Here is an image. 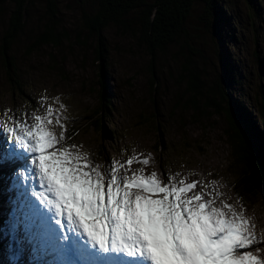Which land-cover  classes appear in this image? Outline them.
I'll return each instance as SVG.
<instances>
[{
    "label": "rangeland",
    "instance_id": "374dc122",
    "mask_svg": "<svg viewBox=\"0 0 264 264\" xmlns=\"http://www.w3.org/2000/svg\"><path fill=\"white\" fill-rule=\"evenodd\" d=\"M42 1L27 0L24 3L22 25L10 52L12 59L7 58L4 62L0 55V121L6 119V109L8 115L15 114L23 119V113L30 117L37 108L44 111L47 104L41 105L43 97L49 103L59 97V103L67 109L63 115L67 117L68 134L72 136L69 143L82 145V151L88 152L94 163L107 167L112 160H127L133 154L141 158L150 156L146 174L156 171L166 177L169 173L179 172L181 176H188L189 181L215 179L226 184L227 188L219 190L238 210L242 203L254 233L264 241L263 198H242L243 201L238 202L234 193V187L244 181L247 171L241 164L236 165L231 155L229 138L233 130L226 104L218 99L216 108L205 107L213 98L211 90L220 80V56L224 55L248 77L247 81L244 79V92L240 89L242 86H233L230 96L238 98V103L243 101L254 107L248 108V112L244 105L237 104L249 116L246 119L252 127L259 126L260 134L253 140L264 146V123L255 112L261 101V91L264 92V13L257 14L254 25L250 26L247 0H224L221 6L227 12H219L221 15L226 13L219 20L223 18L231 30L230 37L223 41V48L205 26L192 31V38L198 37L200 43L202 65L206 62L204 66L197 63L198 70L206 69L207 73L201 83L204 88L199 85L202 94L198 93L194 100L193 92L189 90L193 66L185 63L182 45L172 46L162 53L159 48L149 52L139 41L140 34L126 35L110 26L103 32L106 59H98V38L85 26L84 16L92 11L90 1L54 0L58 7L55 17L48 13L47 3ZM253 1L255 8H264V0ZM15 8L13 0H0V47ZM48 26L54 28L59 42L36 45V39ZM8 62L16 65L15 76L23 84L17 88L24 96L9 80L11 75L5 68ZM103 64L108 69L101 78L99 67ZM101 81L110 87L114 110L111 115L108 112L100 115L101 128L98 129L94 117L102 103ZM53 107L58 108L59 104L53 103ZM28 122L31 123V119ZM0 134V185L3 183L0 214L10 216V220L15 204L14 198L8 195L6 170L17 158L7 149L9 139L2 132ZM20 164L22 166L16 165L10 173L13 181L15 171L18 172L25 161L20 160ZM139 167L138 163L132 165L133 169ZM190 172L196 175H188ZM4 218L0 216V223ZM255 247L262 249L258 256L264 258V243ZM25 258H29L28 255Z\"/></svg>",
    "mask_w": 264,
    "mask_h": 264
},
{
    "label": "snow or ice",
    "instance_id": "6c2138e0",
    "mask_svg": "<svg viewBox=\"0 0 264 264\" xmlns=\"http://www.w3.org/2000/svg\"><path fill=\"white\" fill-rule=\"evenodd\" d=\"M40 103L44 111L19 119L6 109L0 121L7 149L25 161L14 175L9 231L32 264H264L262 249L253 247L264 241L242 203L238 210L227 202L219 190L226 184L146 174L150 156L96 164L69 143L59 97Z\"/></svg>",
    "mask_w": 264,
    "mask_h": 264
},
{
    "label": "trees",
    "instance_id": "16d2710c",
    "mask_svg": "<svg viewBox=\"0 0 264 264\" xmlns=\"http://www.w3.org/2000/svg\"><path fill=\"white\" fill-rule=\"evenodd\" d=\"M26 1L27 0H13L16 8L10 17V28L9 30H6L7 32L4 36L2 46L0 47V55L3 56L4 62L7 58L12 59L10 52L15 45L14 43L16 41V34L19 27L22 25L24 12L23 7ZM44 1L48 5V13L55 17V13L58 10L57 3L54 0ZM89 1L92 5V11L90 14L84 16L85 26L98 38V59H106L107 49L104 44L105 37L103 32L110 26L116 27V29L121 30L126 35L127 33L140 34L139 41L142 45H145L149 52L159 48L162 53L167 51L172 46L182 45V50L185 53V63L193 66L190 72L193 75V79L189 90L193 92L194 100L198 93L202 94V88H204V86L201 83L204 81L207 73L206 69L199 72L197 63L200 66H204L206 65V62L202 65V55L200 54L198 48L200 47V43L197 40L198 37L192 38L191 33L193 30L197 31L195 30L196 28L199 29L202 26H205L206 31L209 32L212 37H214V40L218 42L219 46L223 48L225 39L230 37L229 32L231 30L230 26V28L226 26V22L223 18L219 20V17H222L223 15H221V13L225 11L221 6V3L224 0ZM247 2L250 8L248 18L251 22L250 26H253L254 17L257 14H262V12L264 13V8H260V10L258 6L255 8L256 4H254L253 0H247ZM229 3L233 5L232 1H229ZM224 15H226V13H224ZM54 31L55 30L52 26H48L45 33L36 39V45L41 43L57 44L59 40ZM232 39L236 40V38ZM221 54L223 53L221 52ZM220 64L222 66L220 80L217 82V87L211 90L213 91L211 93L213 94V98H210L206 102L205 107L213 106L216 108L218 106L216 100L218 99L226 104V113L233 130V134L231 138H229V144L232 152L231 155L236 165L241 164L245 167L247 172L244 173V175H247L246 178L249 179V181H247L245 178L242 183L237 184L234 187L236 197L241 198L240 201H243L242 198H253L256 196H260L259 198H261L264 197V146L256 144L253 140V138L260 134L258 131L259 126L255 125V128L252 127L251 123L248 119H246V116L247 118H249V116L246 115L247 113L244 114V109L242 107H238L237 104H239V106L244 105L247 110L248 108L252 110L254 107L246 105L243 101L238 103L236 102L238 98L235 99L230 96V90H233V86H242L240 89L244 92V79L247 81L248 77L245 76L243 70H241L239 66L234 65L232 60L229 61L224 55H222V57L220 56ZM6 65L5 68L9 70L8 72L11 75L9 78L11 84L19 90L17 87L23 86V84L15 76L17 71L15 63L13 62L11 64L8 62ZM189 65H186L188 69ZM107 69L108 67L105 64L99 67V74L101 78L104 77L103 75ZM203 72L205 74H202ZM199 85L202 88H200ZM100 89L102 91V103L99 106L98 113H96V116L94 117L97 118L95 122L97 123L98 129L101 128L99 125L101 118L100 115L105 114V112H108L111 115L114 110L111 103L110 87L107 86L104 81H101ZM19 94L24 96V92L22 93V90H19ZM261 95V98H259L261 101L255 112L259 117H261V122L264 123V92L261 91ZM28 100L31 99L29 98ZM248 112L250 111L248 110ZM238 179H241V176ZM2 187L3 183L1 182L0 191ZM6 222H9L8 218L1 220L3 229L0 231V238L6 237L7 233H10L9 223L7 225ZM15 247L16 244L13 242L11 235H9L8 240L0 241V264H11V262L15 261L11 258Z\"/></svg>",
    "mask_w": 264,
    "mask_h": 264
},
{
    "label": "bare ground",
    "instance_id": "6f19581e",
    "mask_svg": "<svg viewBox=\"0 0 264 264\" xmlns=\"http://www.w3.org/2000/svg\"><path fill=\"white\" fill-rule=\"evenodd\" d=\"M1 135V134H0ZM8 143V142H7ZM3 146V145H2ZM8 164V163H7ZM16 165H19V166H22L21 164H20V160H18V159H16V161L14 160L10 165H9V167H8V170H6L7 171V173H8V177H9V181H8V183H9V185L10 186H13L14 185V181L10 178V173L12 174V172L11 171H13V169L15 168V166ZM4 166V164H2V167ZM0 171H1V168H0ZM15 171V170H14ZM15 173H16V171H15ZM16 182V181H15ZM16 193H17V189L13 186L12 187V190H11V192H9L8 193V195L10 196V197H14V204H15V201H16V197H17V195H16ZM263 195V194H262ZM264 196V195H263ZM263 198V199H262ZM260 199H262L263 201H264V197H261ZM243 200V199H242ZM13 204V205H14ZM14 208H16V204H15V207ZM0 216H1V218H3L4 216H5V218L4 219H7V215L5 214V215H3V214H0ZM2 220V219H1ZM7 223V222H6ZM7 225H8V223H7ZM3 226L1 225V223H0V228H1V230L3 229L2 228ZM5 229V228H4ZM9 235H10V233H7V235H6V237H2V238H0V241H6V240H8L9 239ZM256 235V237L258 238V235L257 234H255ZM262 237H260L259 239H261ZM29 254V251L28 250H26V252H24L23 253V255H21V258H23V256H27Z\"/></svg>",
    "mask_w": 264,
    "mask_h": 264
},
{
    "label": "clouds",
    "instance_id": "9594fccd",
    "mask_svg": "<svg viewBox=\"0 0 264 264\" xmlns=\"http://www.w3.org/2000/svg\"><path fill=\"white\" fill-rule=\"evenodd\" d=\"M16 254V249H13V256ZM18 255V254H17ZM21 255H23V254H21ZM21 255L19 256L20 258V261H22V260H26L27 258H25V256H23V258H21ZM14 257H16V256H14ZM14 259V258H13Z\"/></svg>",
    "mask_w": 264,
    "mask_h": 264
}]
</instances>
